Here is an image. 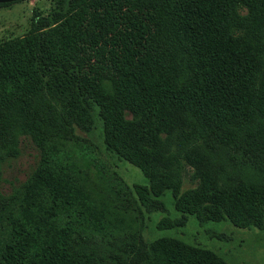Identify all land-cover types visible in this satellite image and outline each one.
<instances>
[{
  "label": "trees",
  "instance_id": "1",
  "mask_svg": "<svg viewBox=\"0 0 264 264\" xmlns=\"http://www.w3.org/2000/svg\"><path fill=\"white\" fill-rule=\"evenodd\" d=\"M96 107L106 149L148 178L134 201L172 203L157 229L209 213L264 228V0H54L32 33L0 45V180L31 133L19 121L42 132L55 109L92 131ZM240 142L253 162L234 161L238 171L221 155ZM185 162L198 191H181ZM81 174L56 140L33 175L0 194V264H224L170 242L153 249L159 260L144 249L133 258L124 219L106 217Z\"/></svg>",
  "mask_w": 264,
  "mask_h": 264
},
{
  "label": "rangeland",
  "instance_id": "2",
  "mask_svg": "<svg viewBox=\"0 0 264 264\" xmlns=\"http://www.w3.org/2000/svg\"><path fill=\"white\" fill-rule=\"evenodd\" d=\"M53 6L54 0H20L0 4V45L32 33ZM97 111L96 107V124L92 131H84L78 126L69 127L64 117L55 109L50 127L42 132L38 130L37 124L19 121L22 132L24 128L31 133L23 132L25 134L17 142L18 155L5 161L0 194H10L33 175L43 155L47 156L52 152L54 142L59 140L65 151L72 154L74 165L82 169L81 186L88 189L89 196L106 212V217L109 216L110 219L112 214L124 219L122 231L125 234L119 233L128 239L127 250L134 254L133 258H138V249H144L146 254H150V263L159 260V256L153 257V249L170 242L177 245L183 253L200 249L211 256V260L216 259L219 263L264 264V228L258 226L240 228L230 220L212 219L209 213L203 214L200 219L191 216L187 226L182 228L157 229L160 219L173 212L172 203L168 202L165 208L148 209L134 201V185L147 186L148 178L135 164L106 149L103 121L97 116ZM241 145L242 142L237 147L233 146L235 148L231 152L225 151L221 155L222 163L230 169L239 171L240 167L233 164L238 159L241 163L253 162L250 155L244 156L242 147L238 148ZM201 186L198 171L185 162L182 193L198 191ZM171 194V191H166L165 197L171 198ZM137 235H141L142 240L146 241L144 247L137 244Z\"/></svg>",
  "mask_w": 264,
  "mask_h": 264
},
{
  "label": "water",
  "instance_id": "3",
  "mask_svg": "<svg viewBox=\"0 0 264 264\" xmlns=\"http://www.w3.org/2000/svg\"><path fill=\"white\" fill-rule=\"evenodd\" d=\"M17 1H20V0H0V4H3V3H11V2H17Z\"/></svg>",
  "mask_w": 264,
  "mask_h": 264
}]
</instances>
